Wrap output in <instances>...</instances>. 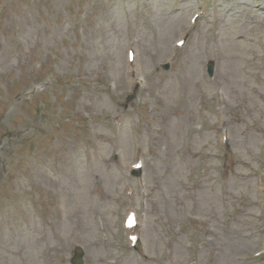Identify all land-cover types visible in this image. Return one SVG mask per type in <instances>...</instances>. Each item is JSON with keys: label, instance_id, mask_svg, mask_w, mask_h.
Segmentation results:
<instances>
[{"label": "rangeland", "instance_id": "1", "mask_svg": "<svg viewBox=\"0 0 264 264\" xmlns=\"http://www.w3.org/2000/svg\"><path fill=\"white\" fill-rule=\"evenodd\" d=\"M263 32L264 0H12L0 21V264H70L75 246L83 264H110L99 233L132 193L142 243L120 264H264Z\"/></svg>", "mask_w": 264, "mask_h": 264}, {"label": "water", "instance_id": "2", "mask_svg": "<svg viewBox=\"0 0 264 264\" xmlns=\"http://www.w3.org/2000/svg\"><path fill=\"white\" fill-rule=\"evenodd\" d=\"M72 264H82V253L77 251L75 254V258L72 261Z\"/></svg>", "mask_w": 264, "mask_h": 264}, {"label": "flooded vegetation", "instance_id": "3", "mask_svg": "<svg viewBox=\"0 0 264 264\" xmlns=\"http://www.w3.org/2000/svg\"><path fill=\"white\" fill-rule=\"evenodd\" d=\"M1 3L3 4V7H4L7 3V0H0V5H1Z\"/></svg>", "mask_w": 264, "mask_h": 264}]
</instances>
